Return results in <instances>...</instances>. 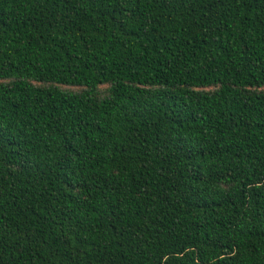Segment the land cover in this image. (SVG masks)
<instances>
[{"label": "trees", "instance_id": "16d2710c", "mask_svg": "<svg viewBox=\"0 0 264 264\" xmlns=\"http://www.w3.org/2000/svg\"><path fill=\"white\" fill-rule=\"evenodd\" d=\"M0 264H264V0H0Z\"/></svg>", "mask_w": 264, "mask_h": 264}]
</instances>
